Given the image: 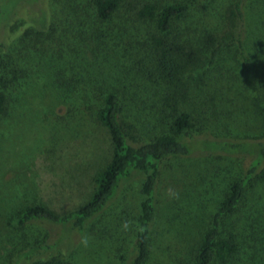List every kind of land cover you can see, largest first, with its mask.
Instances as JSON below:
<instances>
[{
  "label": "rangeland",
  "instance_id": "1",
  "mask_svg": "<svg viewBox=\"0 0 264 264\" xmlns=\"http://www.w3.org/2000/svg\"><path fill=\"white\" fill-rule=\"evenodd\" d=\"M89 1L0 0V58L8 57L11 70L3 75L10 82L2 90L7 101L0 112V264L48 258L60 264H124L132 257L143 197V175L135 171L119 181L103 208L81 229L44 220L16 224L18 211L26 205L41 204L63 213L82 204L94 175L109 159L105 129L93 116L83 120L69 107L72 92L80 87L73 83L79 75L86 80L95 76L99 89L118 92L120 118L133 144L167 131L170 110L162 96L169 89L176 92L170 93L171 103L189 113L195 139L264 136V120L254 107L257 99L264 103V0H242L239 13L234 9L238 0L195 3L180 30V41L191 38L192 48L186 44L180 53L185 65L173 83L163 76L158 49L142 35L149 31L170 44L179 39L174 35L179 28L161 34L122 15L113 38L100 41L93 33ZM240 26L247 30L244 46L253 59L248 67H240L231 44L210 60L205 39H218ZM26 29L31 37L22 42ZM44 38L57 42L46 48ZM67 53L80 60L68 66ZM92 56L95 64L84 68L82 62ZM245 166L246 159L233 154L164 157L151 231L196 247L219 201ZM250 184L220 227L236 240L231 264H264V181Z\"/></svg>",
  "mask_w": 264,
  "mask_h": 264
},
{
  "label": "trees",
  "instance_id": "2",
  "mask_svg": "<svg viewBox=\"0 0 264 264\" xmlns=\"http://www.w3.org/2000/svg\"><path fill=\"white\" fill-rule=\"evenodd\" d=\"M210 1L90 0L88 9L91 12V20L95 23V28H92L93 33L100 41L110 36L113 38L111 34L113 27L122 15L136 22L138 26L141 24L151 26L155 32L161 34L169 32L173 34L174 30L179 28V33L174 34L176 38H179L178 42L172 40L170 44H166L162 37L150 34L149 31L142 35H148V40L152 41L158 49L163 76L165 74L168 81L173 83L178 80L176 75L185 65L180 53H183L186 44L189 49L192 48L191 38L180 41L184 35V31H180L183 29L181 23L186 20L185 17L195 3L203 6ZM241 3L242 0L234 3V9L238 13ZM22 35L23 38H20V41L27 42L31 37L30 30H24ZM246 35L247 30L244 26H240L236 32L224 33L218 39L208 36L205 40L211 48L210 60L215 59L222 48L229 47L231 44L235 46L237 57L240 58V67H248L253 59L252 56H248L244 46ZM56 42L45 39L43 45L49 48L51 43ZM12 51H9L11 56ZM70 52H72L71 49ZM75 52H78V55L81 54L79 50ZM67 55L69 56L68 66L75 65L76 58L80 57L77 55L71 57L70 53ZM7 58V56L0 58V112L3 111L7 101L6 91L4 93L2 90H5L6 84L10 82L3 76L11 72ZM90 64H95L93 56L88 62H82L84 68L91 66ZM79 76L73 80L74 85L79 84L80 87L76 89V92L74 91L75 93L72 92L74 97L70 100L69 107L76 111L77 117H83V120L93 116L96 122L105 129L111 145L109 159L94 175L90 195L82 204L63 213H56L41 204L26 205L18 211L16 224L22 225L31 220H44L59 224L69 223L72 227L81 229L88 219L103 208L115 192L119 181L135 171L143 175L141 184L143 197L140 201V212L134 233L132 257L124 264H231L237 251L236 240L231 233L224 235L220 227L223 219L232 214L242 202L246 186L251 185V181H264V165L259 166L264 159V136H244L239 139H219L206 136L195 139L189 131L192 127L189 113L180 110L176 106L177 102L171 103V94L176 92L169 89L162 96L164 105L170 110L167 131L154 135L143 143L133 144L128 140L120 118L121 99L118 92L99 89L95 84V76L88 77L87 80L82 75ZM179 93L180 97H184V93ZM254 107L264 120V103L257 99ZM181 134L186 137L185 140L178 139ZM211 152L243 156L246 159V166L243 175L230 184L227 194L219 201L196 247L190 248L180 239L169 237L165 233L152 232L155 187L160 161L166 156H183L190 153L210 154ZM31 249L29 248L28 251ZM119 257L122 260L125 259L122 255ZM29 264H60V262L55 258H48Z\"/></svg>",
  "mask_w": 264,
  "mask_h": 264
}]
</instances>
